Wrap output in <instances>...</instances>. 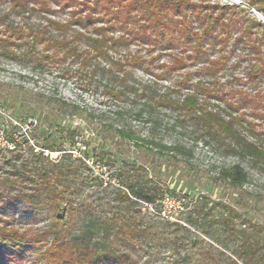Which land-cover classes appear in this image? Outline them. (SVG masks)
Instances as JSON below:
<instances>
[{"label":"trees","instance_id":"1","mask_svg":"<svg viewBox=\"0 0 264 264\" xmlns=\"http://www.w3.org/2000/svg\"><path fill=\"white\" fill-rule=\"evenodd\" d=\"M246 1L264 17V0ZM34 9L47 16L67 11L68 20H46L45 27H36V31L26 28V34L23 29L11 27L13 15L28 14ZM1 27L3 33L8 32L18 41L23 35H31V47L41 46L50 53L37 58L39 70L43 67L41 59L49 62L70 58L91 76L106 71L111 85L104 90L106 97L121 102L132 100L113 113L115 119L123 122L132 103L142 101L148 112L139 110L137 116L151 115L154 108L181 113L198 126L209 142L225 143L231 153L248 157L253 165L264 161V142L239 112L245 107L246 95L235 92L238 98L234 94L226 97L209 88L210 81H216L223 63L236 49L248 64L242 75L244 82L238 81L254 93L257 118L264 119V96L256 90L264 84V24L235 6L220 5L218 0H0ZM116 32L118 38L107 37ZM132 42L155 51L188 52L184 58L173 60L169 73L184 70L186 60L199 62L216 49L224 58L202 68L200 74L208 79L206 83L196 82L191 89L188 77L179 78L173 86L176 95L186 93L182 98H172V90L155 96L129 80L132 71L148 73L153 65L151 59H115L108 55L128 48ZM14 47L9 37L0 38V50ZM209 102L218 106L207 110ZM29 117H35L33 129L48 132L49 138L43 145L30 147L26 160L16 158L7 164L11 172L4 170L5 162L0 166V175H5L0 180V207L22 205L23 213L51 214L43 234L51 242L47 245L36 234L21 233L12 215L8 222L0 224V264L25 256H37L44 264H264L263 226L251 224L230 206L205 197L191 205L182 222L170 221L161 216L164 191L146 173L135 166L122 165L113 178L117 184L112 186V179L104 181L99 175L93 176L86 152L88 144L75 140L76 130L61 127L40 109L26 111L23 121ZM106 130L159 156H164V151L183 153L180 147L167 148L141 139L128 127L110 124ZM56 134L70 141L69 150L53 138ZM4 141L5 148L0 146V151L16 149L9 132L4 131ZM76 145L84 149L78 156L73 155ZM53 153L59 155L51 159ZM103 159L101 156L99 161ZM220 177L236 188L246 183L247 176L239 166H232L222 170ZM27 183L34 188L27 190ZM85 187L95 189L88 191L92 194L89 199H82L87 195ZM61 204L65 209L60 208Z\"/></svg>","mask_w":264,"mask_h":264},{"label":"rangeland","instance_id":"2","mask_svg":"<svg viewBox=\"0 0 264 264\" xmlns=\"http://www.w3.org/2000/svg\"><path fill=\"white\" fill-rule=\"evenodd\" d=\"M218 1L220 5H233L247 16L264 24V17L251 9L246 0ZM33 8H36V5ZM50 8L57 12L56 8ZM67 14V11H63L55 16L40 15L34 9L28 14L13 15L10 18L11 27L23 29L26 34V28H33L36 31V27H45L46 20L67 21ZM3 31L4 28L1 27L0 38L9 37V43L15 46L10 50H0V146L5 148L6 145L4 131L9 132L16 143L14 151H0V166L5 162L6 172H11L8 171L10 169L7 164L13 159L26 160L29 157L30 147L35 144L43 145L49 138L48 132L43 134L33 129L35 117L23 121L26 111L40 109L49 120L71 131L76 130L77 142L83 140L87 142L86 152L90 156L88 163L93 176L99 175L104 181L112 179L113 186L117 184L113 178L122 165L135 166L146 173L148 178L164 191V198L160 203L161 216L168 220L182 222L191 205L205 197L230 206L247 222L264 227V161L253 165L248 157L240 158L231 153L225 143L209 142L207 138L202 137L198 126L186 120L181 113L154 108L151 115L137 116L136 112L139 110L148 112L142 107L144 104L142 101L132 103L133 108L126 110L128 113L123 122L117 120L113 117V113L119 108L124 109L127 102L132 100L126 98L121 102L106 97L104 90L111 86L106 71H97L91 76L87 69H81L78 63L70 58L65 61L54 59L49 62L41 59L43 67L39 70L36 60L40 59L37 58L42 55L48 56L50 53L44 52L41 46L31 47V35H23L18 41V38L14 39L8 32L3 33ZM118 36L117 32L114 35H107L108 38L114 39ZM218 53V49L214 52L209 51L199 62L190 63L186 60L182 67L185 68L184 70L170 73L168 70L173 60L184 58L189 54L188 52L185 54V51L180 49L173 52L155 51L144 44L132 42L128 48L118 49L115 53L108 52V55L115 59L124 56L151 59L153 65L149 67L148 73L132 71L130 82L140 90L149 89L151 95L161 96L172 90L174 93L172 98H182L186 93L176 95L173 84L183 77L189 78L191 83L188 86L191 89L196 82H208L200 71L206 68L209 62L224 58V55ZM240 58H243L242 53L234 49L223 63L222 70L216 75L218 83L210 81L209 88H213V91L218 90L220 94L227 95L226 97L234 94L238 98V92L246 95L243 97L246 100L245 107L239 112L243 114L244 120L253 124L255 132L259 134V139L263 143L264 119H258L255 112L258 100L253 98L254 93H250L247 85L244 86L238 81L239 79L244 82L242 75L248 66L247 59L244 61ZM256 90L264 96V84ZM207 106L209 110L212 106H218V103L209 102ZM110 124L115 127H128L141 139L152 140L155 144L167 148L180 147L183 153L164 151L165 155L159 156L157 153L137 148L132 141L121 140L113 132H108L106 127ZM53 138L64 149H70L69 140L66 141L58 134ZM73 150L74 156L84 152L81 145H76ZM58 155V153L50 154V158L55 159ZM101 156L104 157L102 162L99 161ZM232 166H239L247 176L246 183L240 187L233 188L220 177L222 170ZM3 178L5 175H0V180H4ZM27 184V190L34 188L33 185ZM90 190L95 189L85 187L87 195L82 199H89L92 196L88 193ZM18 206L11 209L0 207V224L8 222L14 215L15 227L21 233L36 234L40 241L50 244L51 238H46L43 234L47 232L51 214L42 211L41 215H30L22 212L25 206ZM60 208L65 209L62 204ZM6 261H8L6 264H44L41 259H37V256L18 257Z\"/></svg>","mask_w":264,"mask_h":264}]
</instances>
